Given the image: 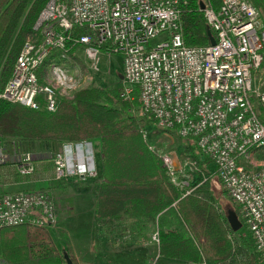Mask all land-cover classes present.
<instances>
[{"label":"built area","instance_id":"2783aa9c","mask_svg":"<svg viewBox=\"0 0 264 264\" xmlns=\"http://www.w3.org/2000/svg\"><path fill=\"white\" fill-rule=\"evenodd\" d=\"M202 2L215 44L189 46L181 0H48L33 25L36 37L23 43L0 99L38 109L41 95L45 111L54 112L59 95L72 96L92 81L102 56L120 55V96L132 100L137 89L141 112L158 128L195 138L239 207L264 264V23L252 0ZM7 158L0 143V168ZM163 158L173 174L172 159ZM49 159L56 181L98 174L92 141L64 142ZM14 166L21 177L36 169L28 151L16 154ZM59 212L48 191H7L0 175V228L54 230ZM152 241L158 246V230Z\"/></svg>","mask_w":264,"mask_h":264},{"label":"trees","instance_id":"16d2710c","mask_svg":"<svg viewBox=\"0 0 264 264\" xmlns=\"http://www.w3.org/2000/svg\"><path fill=\"white\" fill-rule=\"evenodd\" d=\"M47 1L0 0V91L25 40L36 37L33 25ZM202 1L181 0L180 23L189 46L210 44ZM212 1L217 5L218 0ZM252 1L264 23L263 1ZM81 32L75 30L76 34ZM76 62L85 69L81 58ZM121 91L122 85L112 89L85 85L72 96L59 95L54 112L45 111L41 95L38 109L0 99V141L15 148L42 145L49 154L64 142L92 141L100 179L95 202L98 219L119 221L128 216L142 235L150 228L158 230L159 257L189 264H261L253 241L233 231L225 212L216 205L210 179L191 185L182 181L181 171L169 172L160 149L152 147L146 138L147 127L156 122L141 112L138 90L133 91L132 100L123 99ZM170 130L176 132L166 131ZM177 136L190 140L182 146L180 160H189L193 172L205 171V164L213 165L198 150L194 137ZM55 186L63 187L60 183ZM234 210L244 225L239 207ZM50 232L28 224L1 227L0 261L65 264L66 252L77 264L64 231H57L66 243L62 249L57 248Z\"/></svg>","mask_w":264,"mask_h":264},{"label":"rangeland","instance_id":"374dc122","mask_svg":"<svg viewBox=\"0 0 264 264\" xmlns=\"http://www.w3.org/2000/svg\"><path fill=\"white\" fill-rule=\"evenodd\" d=\"M79 67H82L78 62ZM85 65V63H83ZM87 67L85 65V69L82 68V71L85 72ZM123 72V63L122 58L118 54H113L111 57L107 58L105 56L101 57V63L99 70L93 73V79L87 85L98 86L100 88L112 89L117 88L122 85V75ZM85 86V85H84ZM83 87V86H82ZM80 89V88H79ZM145 135L149 143L154 148H159L160 152L163 156L170 157L173 162L174 171L182 172V181L188 182L191 185H195L205 179H210V187L214 192V198L216 205L227 215L228 210L237 209L236 203L232 201L230 196L227 194L223 185L217 178L215 169L212 164H205L204 170H200L197 172H193V164L191 166L185 165L184 162L180 160V152L182 150V146L184 144L190 143L189 139L180 138L177 136V133L174 130L166 131L157 127L156 124L148 126L145 131ZM2 147L3 144L0 141ZM46 150V149H45ZM44 150V151H45ZM58 150V149H57ZM3 151L6 152L8 158L6 163L12 162L16 159V155H10L8 151L3 148ZM47 158L49 157V153H46ZM201 160H204V157L199 155ZM49 159V158H48ZM50 160V159H49ZM47 167L49 169L43 170L41 169L40 173L37 174L38 179L40 180L39 186L34 188L33 190H45L48 191L56 202L60 205V212L63 213L62 208L63 205L66 204L63 202V199L74 203L77 205L82 200L81 193H84V198L87 200H91L92 193L94 189H96V184L99 176L96 177H86L84 180L81 179H66L56 181L53 180V176L51 174V163L50 165L47 163ZM46 167V168H47ZM36 170V169H35ZM173 171V172H174ZM209 172V173H208ZM36 171L33 173L35 175ZM60 183L63 188H57L55 185ZM79 191V194L77 192ZM88 194V195H86ZM90 205H92V201H89ZM85 213L82 215L76 214V208L74 210V216L72 215V231L71 230H62L59 228V222L57 224L56 229L51 230L50 235L52 240L58 249H62L66 247L65 241L61 239L58 230L64 231L68 240L71 239L77 246V252L72 248L69 240L70 254L74 258L77 264H100L104 262L106 264L109 261H113L111 253L114 252L112 246L107 244L110 241H120L124 242L118 252L125 251L130 249L133 255H137L138 260H133L131 264H162V259L158 260V253L156 251V247H154L153 241L149 242L148 245L140 246L139 243L135 241H128L123 237L122 234L117 232V234H110L109 230L102 228V234L99 233L100 228L94 223L93 209L85 206ZM235 211V210H234ZM69 213V214H70ZM240 220V217L237 216ZM241 222V221H240ZM239 236H244L246 240H252L249 231L246 225H242L239 230L236 231ZM120 234V235H119ZM153 229L149 230V238L152 240ZM102 235V244L99 245L96 239ZM253 241V240H252ZM128 242V243H126ZM130 247V248H129ZM96 253V254H95ZM95 256V257H94ZM70 257V256H69ZM0 264H5L3 261H0Z\"/></svg>","mask_w":264,"mask_h":264},{"label":"crops","instance_id":"0c3cea01","mask_svg":"<svg viewBox=\"0 0 264 264\" xmlns=\"http://www.w3.org/2000/svg\"><path fill=\"white\" fill-rule=\"evenodd\" d=\"M3 148L6 151H8L10 155H13V154L18 155L20 152H22L24 150L31 151L35 165H36L35 175L33 174V175L27 176V177L19 176L16 173L14 163H12V162H8V163L1 165L0 175H1L2 181L5 184V190L11 191V192H19V191H30V190H33L34 188L38 187L41 179H38L37 174L41 172L40 171L41 169H43V170L49 169L47 167V163L49 165L51 163V161L48 159L49 157L47 158V155H46L47 152L42 150L43 149L42 145H38V144L23 145V146L21 145L20 147L15 148L14 144L11 145V143H5V144L3 143ZM17 148H19V149H17ZM50 170H51V174H52V163H51ZM72 179H76V178H72ZM77 179L84 180V178H77ZM97 182L98 183L96 184L97 185L96 189H94V191L92 193L91 200H87L86 198H84L85 194L84 193L79 194V191L77 192V194L82 195V200L77 205H74V203L67 201V199L66 200L63 199V202L66 204L63 205V208H62L63 213L59 212V228L62 230H65V231H67V230L72 231V227L70 226L72 223L71 222L72 221L71 213L74 216V210L76 208L75 213L82 215L83 213L86 212V210H84V208H85V206H87V207L93 209V216H94V220H95L94 223L96 226H98L100 228V231H99L100 234H102V232H103L102 228H105L106 230L110 231V234H112V233L117 234V232H119L120 234L123 235V237L125 239H127L128 241H135L136 243H139L140 246L148 245L149 242L152 241L149 238V231L146 232L145 235H142L141 233H139V231L137 229L138 227L137 226L134 227L135 220H133L132 218L125 216L123 219H121L119 221H114V220L102 221L96 217L95 202H96V193H97V189H98L100 179H98ZM86 195H88V194H86ZM89 201H92L93 204L90 205ZM70 211H71V213H70ZM69 240H71V239H69ZM96 241L98 242L99 245H101L102 244V242H101L102 241V235H100V238L98 237L96 239ZM70 243H71L72 248L75 250V252H77V249H76L77 245L72 240L70 241ZM123 243L124 242H120V241H110L107 243V244H110L112 246V249L114 252L111 253L113 261H109L106 264H131V262L133 260H138L139 257L137 255H133V253L130 249L118 252V250L120 249V247L122 246ZM126 243H128V242H126ZM154 245H155L154 247H156L155 249L157 251V245L155 243H154ZM160 259H162V262H163L162 264H189V263L184 262V261H177V260L169 259V258L159 257L158 260H160ZM157 262H159V261H157ZM157 262H156V264H157ZM100 264H104V262H101ZM146 264H150V262L146 263Z\"/></svg>","mask_w":264,"mask_h":264},{"label":"water","instance_id":"95a60500","mask_svg":"<svg viewBox=\"0 0 264 264\" xmlns=\"http://www.w3.org/2000/svg\"><path fill=\"white\" fill-rule=\"evenodd\" d=\"M203 7H204L203 2H200V8H203ZM208 37H209L210 44H215V38L214 36H212L210 29L208 30ZM121 78H123L122 75H121ZM226 218H227V222L229 226L231 227L233 231H237L241 228L242 223L238 219L237 214L235 213L234 210H228ZM63 256H64L65 264H74L72 259L69 257V255L66 252H64Z\"/></svg>","mask_w":264,"mask_h":264}]
</instances>
